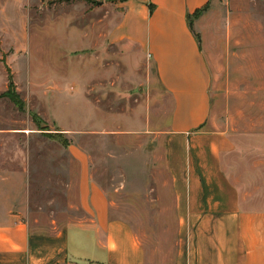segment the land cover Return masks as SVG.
I'll return each mask as SVG.
<instances>
[{"label": "rangeland", "instance_id": "obj_1", "mask_svg": "<svg viewBox=\"0 0 264 264\" xmlns=\"http://www.w3.org/2000/svg\"><path fill=\"white\" fill-rule=\"evenodd\" d=\"M95 1L0 0V95L11 72L26 104L21 112L0 99V174L24 176L37 228L82 222L81 152L147 264H179L181 218L168 167L173 105L146 56L104 40L126 0ZM191 24L212 80L208 130L236 123L264 134V0H213ZM50 134H63L70 148Z\"/></svg>", "mask_w": 264, "mask_h": 264}, {"label": "crops", "instance_id": "obj_2", "mask_svg": "<svg viewBox=\"0 0 264 264\" xmlns=\"http://www.w3.org/2000/svg\"><path fill=\"white\" fill-rule=\"evenodd\" d=\"M212 1L126 0L104 40L146 56L173 105L168 167L181 218L179 264H264V134L236 123L208 130L211 74L189 18ZM76 157V199L87 218L52 221L48 230L32 224L24 176L0 174V264H147L132 227L113 218L87 159Z\"/></svg>", "mask_w": 264, "mask_h": 264}, {"label": "trees", "instance_id": "obj_3", "mask_svg": "<svg viewBox=\"0 0 264 264\" xmlns=\"http://www.w3.org/2000/svg\"><path fill=\"white\" fill-rule=\"evenodd\" d=\"M82 1H86L87 3H92V4H95L97 3L95 0H82ZM209 6V5H208ZM207 6V7H208ZM206 7V8H207ZM203 10L201 11H198L196 12V14H194L192 17L189 18L190 20V27L192 29V24H191V21L193 18H196L198 17L201 13H202ZM193 31V29H192ZM194 32V31H193ZM9 86H8V90L7 92H5L4 94H1L0 95V99H7L9 100L11 103H13L21 112H24L25 111V108H26V104L25 102L22 100L20 94L17 92V88H16V85H15V82H14V78L13 76L11 75V72H9ZM42 128H46V127H42ZM41 131H46V129H40ZM51 140L53 141H56V142H59L60 144H62L64 147L66 148H70V142L66 139H64L63 137V134H55V136L53 135H49L48 136Z\"/></svg>", "mask_w": 264, "mask_h": 264}, {"label": "water", "instance_id": "obj_4", "mask_svg": "<svg viewBox=\"0 0 264 264\" xmlns=\"http://www.w3.org/2000/svg\"><path fill=\"white\" fill-rule=\"evenodd\" d=\"M98 5H99V6H102V5H103V3H98Z\"/></svg>", "mask_w": 264, "mask_h": 264}]
</instances>
